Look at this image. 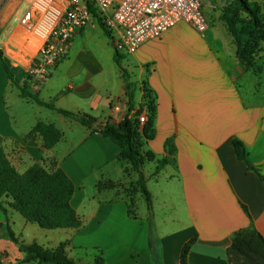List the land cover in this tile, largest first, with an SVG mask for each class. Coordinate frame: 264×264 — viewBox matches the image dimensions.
<instances>
[{"label":"crops","instance_id":"obj_1","mask_svg":"<svg viewBox=\"0 0 264 264\" xmlns=\"http://www.w3.org/2000/svg\"><path fill=\"white\" fill-rule=\"evenodd\" d=\"M33 1L5 0L0 8V51L13 69L23 71L31 61L16 15ZM250 1L264 11V0ZM232 2L201 0L209 23L205 32L180 22L132 54H117L96 21L78 30L38 95L58 109L93 117L91 127L22 98L0 59V148L21 174L35 165L49 170L55 163L62 169L74 183L71 203L83 222L79 229L45 230L24 218L18 230L11 200L5 199L0 259L37 264L24 263L21 244L55 249L66 243L69 258L78 264H94L100 257L104 264H181L184 247L194 241L188 264H229L236 232L254 227L264 237V43L254 68H248L223 20ZM23 78L21 86L36 93ZM151 102L155 136L143 142V151L155 157L143 167L153 199L150 219L147 201L137 192L138 173L119 159V146L100 130L146 115L139 121L143 131ZM25 104L37 107L31 111ZM39 121L63 133L50 150L43 149L39 135L27 138ZM236 139L258 171L238 159ZM170 149L176 163L155 174Z\"/></svg>","mask_w":264,"mask_h":264},{"label":"trees","instance_id":"obj_2","mask_svg":"<svg viewBox=\"0 0 264 264\" xmlns=\"http://www.w3.org/2000/svg\"><path fill=\"white\" fill-rule=\"evenodd\" d=\"M89 8L97 17L93 5ZM223 20L226 22L230 33L237 42L240 59L248 68H254L255 56L264 43V11L259 3L250 0H235L224 11ZM100 26L103 27L99 21ZM107 32V31H106ZM109 35V34H108ZM119 61L118 55L116 54ZM0 59L10 79L20 88L21 97L31 99L36 103L72 117L87 127L93 126L95 119L83 112H70L58 109L54 105L44 103L39 99L38 89L36 93L28 91L26 85L21 86V78L25 76L22 70L13 69L10 60L0 51ZM130 97H133L131 86ZM150 117L143 131L139 127V119L126 118L119 124H107L100 133L115 142L119 148V159L128 161L139 175V188L148 205L150 219L153 215V199L147 189V179L143 172L146 162L154 161L151 153L143 151L144 140H152L155 136L153 118L155 109L153 102L149 103ZM39 135L43 141V149L54 148L62 139L63 133L54 125H48L39 121L27 138ZM233 146L239 160L245 161L249 168L256 170L248 159V153L244 143L234 140ZM175 150H169V156L159 162L155 174L168 164H175L173 158ZM258 171V170H256ZM75 186L68 175L55 163L51 169L41 165H35L27 172L21 174L10 161L3 148H0V210L7 215L4 205L5 199L11 200L9 206L17 211L28 222L37 224L45 230L79 229L82 219L72 206ZM9 237L15 240L10 227H7ZM153 232V231H152ZM194 241L188 243L181 254V264H188V255ZM21 251L26 257L24 263L35 262L37 264H78L70 259L67 253V244L63 243L55 249L45 248L37 243L31 245L21 244ZM229 264H264V237L254 227L242 229L236 232L232 244L227 251ZM94 264H104L102 257Z\"/></svg>","mask_w":264,"mask_h":264},{"label":"built area","instance_id":"obj_3","mask_svg":"<svg viewBox=\"0 0 264 264\" xmlns=\"http://www.w3.org/2000/svg\"><path fill=\"white\" fill-rule=\"evenodd\" d=\"M16 21L25 29L20 42L32 50L23 70L31 88L45 84L67 56L77 31L93 21L102 23L117 54L135 53L180 22L200 32L209 27L201 0H34L30 9L16 15ZM138 119L145 122L146 115ZM7 261L1 257L0 264Z\"/></svg>","mask_w":264,"mask_h":264},{"label":"rangeland","instance_id":"obj_4","mask_svg":"<svg viewBox=\"0 0 264 264\" xmlns=\"http://www.w3.org/2000/svg\"><path fill=\"white\" fill-rule=\"evenodd\" d=\"M235 1V0H234ZM4 3H5V0H0V8L4 5ZM233 3V2H232ZM231 4V3H230ZM237 43V42H236ZM238 45V44H237ZM239 48V47H238ZM259 53H257V55H258ZM25 105H29L28 106V109H30L31 110V107H37L35 104H25ZM32 111V110H31ZM151 167H152V163H150V164H147L146 165V170L148 171V172H151ZM141 199V198H140ZM144 201H146L145 200V197H144ZM140 210H141V208H140V206H138V209H137V213L136 214H138V216H140ZM15 215H16V220H18V222H17V225H18V230H19V226H20V223H19V221H24V218L18 213V212H16L15 211ZM34 226L35 227H37V229H40L39 227H38V225L37 224H34ZM87 230V229H86ZM85 230V231H86ZM154 255H156V251H154Z\"/></svg>","mask_w":264,"mask_h":264}]
</instances>
